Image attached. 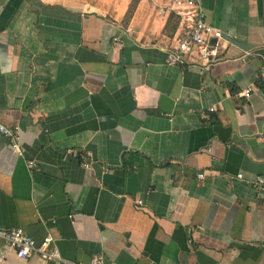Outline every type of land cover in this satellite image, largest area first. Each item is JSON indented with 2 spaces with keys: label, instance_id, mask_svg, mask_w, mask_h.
Returning a JSON list of instances; mask_svg holds the SVG:
<instances>
[{
  "label": "crops",
  "instance_id": "obj_1",
  "mask_svg": "<svg viewBox=\"0 0 264 264\" xmlns=\"http://www.w3.org/2000/svg\"><path fill=\"white\" fill-rule=\"evenodd\" d=\"M174 1L0 0V229L61 257L0 264H264V0ZM197 18L217 58L167 65Z\"/></svg>",
  "mask_w": 264,
  "mask_h": 264
},
{
  "label": "built area",
  "instance_id": "obj_2",
  "mask_svg": "<svg viewBox=\"0 0 264 264\" xmlns=\"http://www.w3.org/2000/svg\"><path fill=\"white\" fill-rule=\"evenodd\" d=\"M196 0H175L174 7H193ZM187 26L184 28L181 36L179 37L176 46L168 53L166 58V64L169 66H179L184 64V58L196 52L202 61L209 62L217 58L216 43L221 41L222 33L197 18L194 22H187ZM215 41V44H213ZM114 42H119L118 38H114ZM261 76L264 77V66L260 70ZM252 89L243 91L240 96L249 99L251 97ZM206 118L205 116H202ZM0 134L6 139L9 146L15 151H21L19 138L16 131L7 129L0 125ZM28 169H34L35 163L29 162ZM82 167L85 170L93 169V162L90 156L87 154ZM205 173L197 175L199 181H203ZM238 180H242L241 174L236 176ZM249 185L255 191L257 195L264 193V175L257 176L253 180L249 181ZM138 206H142V202L137 203ZM0 241L6 242L11 248L14 249L16 258L20 260L29 259L32 256H36L43 262H61L59 253L53 248V238L51 236L46 237L41 243H36L33 239L24 234L20 229L4 230L0 229ZM89 264H106L103 258L99 257L92 260Z\"/></svg>",
  "mask_w": 264,
  "mask_h": 264
}]
</instances>
